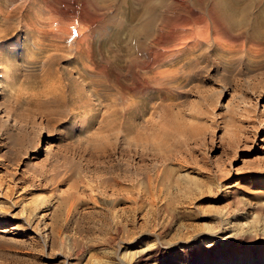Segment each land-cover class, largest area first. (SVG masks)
<instances>
[{
  "label": "rangeland",
  "instance_id": "obj_1",
  "mask_svg": "<svg viewBox=\"0 0 264 264\" xmlns=\"http://www.w3.org/2000/svg\"><path fill=\"white\" fill-rule=\"evenodd\" d=\"M119 3L0 0V264H264V39L129 55Z\"/></svg>",
  "mask_w": 264,
  "mask_h": 264
},
{
  "label": "bare ground",
  "instance_id": "obj_2",
  "mask_svg": "<svg viewBox=\"0 0 264 264\" xmlns=\"http://www.w3.org/2000/svg\"><path fill=\"white\" fill-rule=\"evenodd\" d=\"M97 1L103 2L105 5L107 3L111 8L116 7V3L120 2L119 3L120 6H118L117 7L118 9H116L115 11L116 14L119 12L121 15V13L126 12V18L129 20V22L132 23L133 21L138 22V23L136 22L137 24H139V28H137L139 30L138 32L135 33V30L134 31L132 30L133 32H131L130 27H127L126 30V32L129 31V36H130L128 40L129 45L127 46L126 49L129 55H133L131 53H134V51L140 52L141 51L140 48L143 47H145V49L149 48L150 50L152 49V47H154V48H159L160 52L161 50H163V52L166 54L170 52L172 54L173 53L175 54L174 52L175 50L180 51L184 48H187L188 50L187 52H185L186 54L181 53V51L179 54L180 56L182 55L187 56L189 53H192V51L195 48L202 46V43L208 41L209 39V34L207 32L208 30L206 31V28L208 29L209 27H206L204 32L201 30L204 36L197 31L198 25H200L201 23L202 24L206 23L207 21V19L203 14V12L206 9L208 10L207 12L210 13L213 12L215 16H217L216 20L212 19V21H214V23L219 21V23H221L224 28L223 32H218L217 29L216 30L214 29L213 41L217 48L235 51L237 47H241L243 45L241 38H238L237 36H234V34H231L230 32L231 30L236 31L238 29H247L249 33V40L251 41V44L254 45L255 44L260 45L261 39L262 38L264 39V0H97ZM242 6L243 8L241 9ZM183 9L186 11L185 13L186 15L183 14L182 11ZM51 11H52V7H51ZM244 11L249 12L248 17H250V19L239 21V16L241 17L242 12L244 14ZM114 19L117 18L114 17L112 20ZM84 22L86 23V21ZM123 26H125V24ZM58 30H61L62 32L67 31L66 27L65 28L62 27L61 29ZM166 31H169L171 33L168 35L167 33L164 34V32ZM134 33L137 36L135 39H133L135 37ZM119 34L118 31H115L114 36L117 39H119L120 38ZM196 36L199 39H197V41H194L193 38ZM81 37H79V44L83 43L87 39L86 36H84V38ZM235 42L236 44H234ZM140 43L143 45V47L140 46ZM254 45L251 46L254 47ZM163 72L164 71H162L161 73L163 74ZM230 254H226V255L222 254L221 257L224 256V258H226Z\"/></svg>",
  "mask_w": 264,
  "mask_h": 264
}]
</instances>
